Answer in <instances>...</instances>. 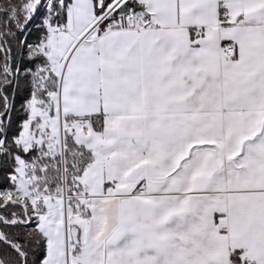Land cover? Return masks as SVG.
Returning <instances> with one entry per match:
<instances>
[{"label": "snow or ice", "instance_id": "snow-or-ice-1", "mask_svg": "<svg viewBox=\"0 0 264 264\" xmlns=\"http://www.w3.org/2000/svg\"><path fill=\"white\" fill-rule=\"evenodd\" d=\"M0 264H264V0H0Z\"/></svg>", "mask_w": 264, "mask_h": 264}]
</instances>
